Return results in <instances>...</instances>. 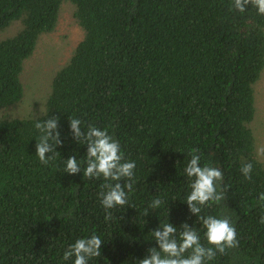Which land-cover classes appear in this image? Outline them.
Listing matches in <instances>:
<instances>
[{"label": "trees", "instance_id": "obj_1", "mask_svg": "<svg viewBox=\"0 0 264 264\" xmlns=\"http://www.w3.org/2000/svg\"><path fill=\"white\" fill-rule=\"evenodd\" d=\"M66 2L82 40L53 75L42 113L9 118L6 110L24 95L23 63ZM10 27L0 40V264H73L65 250L93 232L104 242L89 264H139L156 247L151 230L166 222L178 229L187 222L206 244L186 203L192 149L228 185L225 199L201 215L228 216L237 232L238 246L208 264H264V164L251 129L264 15L251 5L240 12L234 0H0V33ZM51 116L60 118L63 144L44 165L35 123ZM74 117L84 130L106 129L136 162L129 204L110 210L111 220L99 198L106 181L83 176L87 145L73 139ZM69 156L82 172L64 171ZM246 163L251 180L240 171ZM156 197L166 203L152 209Z\"/></svg>", "mask_w": 264, "mask_h": 264}, {"label": "clouds", "instance_id": "obj_2", "mask_svg": "<svg viewBox=\"0 0 264 264\" xmlns=\"http://www.w3.org/2000/svg\"><path fill=\"white\" fill-rule=\"evenodd\" d=\"M248 5L255 7L258 14L264 15V0H234L235 8L240 12L246 11ZM59 119L58 116H51L43 122L35 123V128L40 133L36 155L44 165L55 161L56 149L63 144L58 128ZM69 126L76 143L87 145L83 176L88 179L103 177L106 181L100 186L102 190L99 198L106 213L105 220H111L113 213L110 210L129 204L130 194L134 191L136 162L125 159L119 141L106 129L89 124L84 130L82 121L75 117L69 119ZM190 156L184 168L191 189L186 203L200 221L207 243L201 242L200 232L194 226L189 227L187 222L182 223L179 229L166 222L151 230L156 247L148 248V255L140 259L139 264H208L218 252L224 254L226 249L238 246L236 228L230 217L201 215L202 208L225 199L224 192L228 185L223 184L222 170L209 164L201 166V156L197 149H192ZM64 164V171L69 174L82 172V163L76 156H69ZM252 170L251 163L240 168L246 180L252 179ZM165 203L163 199L156 197L149 207L157 209ZM258 203L264 208V192L259 194ZM144 215H148L147 209ZM260 223L264 224V216H261ZM103 242L95 232L90 237L77 239L65 250L63 260L74 258L73 264H89V260L101 256Z\"/></svg>", "mask_w": 264, "mask_h": 264}, {"label": "rangeland", "instance_id": "obj_3", "mask_svg": "<svg viewBox=\"0 0 264 264\" xmlns=\"http://www.w3.org/2000/svg\"><path fill=\"white\" fill-rule=\"evenodd\" d=\"M68 2L60 7L57 24L51 33L41 35L31 56L23 63L20 75L24 95L18 104L9 107V118L37 117L44 109L53 75L67 62L83 33L74 19ZM14 27L0 33V40L11 36ZM255 116L251 129L257 159L264 164V70L254 86Z\"/></svg>", "mask_w": 264, "mask_h": 264}]
</instances>
